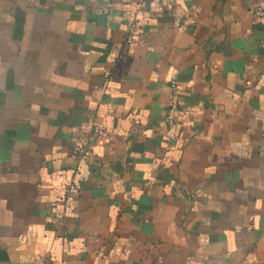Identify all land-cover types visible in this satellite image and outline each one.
<instances>
[{"label": "crops", "instance_id": "obj_1", "mask_svg": "<svg viewBox=\"0 0 264 264\" xmlns=\"http://www.w3.org/2000/svg\"><path fill=\"white\" fill-rule=\"evenodd\" d=\"M255 5L0 0V264H264Z\"/></svg>", "mask_w": 264, "mask_h": 264}, {"label": "built area", "instance_id": "obj_2", "mask_svg": "<svg viewBox=\"0 0 264 264\" xmlns=\"http://www.w3.org/2000/svg\"><path fill=\"white\" fill-rule=\"evenodd\" d=\"M171 5H169L170 7ZM254 11L256 14L264 15V5H255ZM135 33L134 27L129 28L128 42H132V35ZM169 98L166 109V119L170 125H176L181 117L187 112V104L181 93V85L176 80H172L168 84ZM88 152V140L82 139L76 149L73 150V155L83 157Z\"/></svg>", "mask_w": 264, "mask_h": 264}]
</instances>
